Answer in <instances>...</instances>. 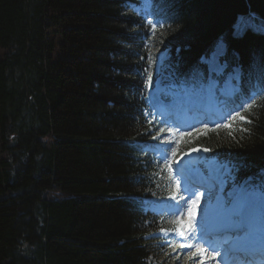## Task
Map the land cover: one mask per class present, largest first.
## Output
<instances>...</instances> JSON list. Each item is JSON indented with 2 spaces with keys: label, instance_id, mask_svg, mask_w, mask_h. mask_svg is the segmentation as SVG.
<instances>
[{
  "label": "trees",
  "instance_id": "16d2710c",
  "mask_svg": "<svg viewBox=\"0 0 264 264\" xmlns=\"http://www.w3.org/2000/svg\"><path fill=\"white\" fill-rule=\"evenodd\" d=\"M133 1L0 0V264H146L157 252L132 207L156 181L130 145L148 136V39L180 49L178 80L220 37L264 66V33L232 36L238 15L264 20V0H155L171 19L151 38ZM243 117L200 141L249 172L264 166V94Z\"/></svg>",
  "mask_w": 264,
  "mask_h": 264
},
{
  "label": "snow or ice",
  "instance_id": "6c2138e0",
  "mask_svg": "<svg viewBox=\"0 0 264 264\" xmlns=\"http://www.w3.org/2000/svg\"><path fill=\"white\" fill-rule=\"evenodd\" d=\"M153 27H155V25H153ZM250 28L258 32H264V23L257 24L255 22V18L251 17L248 21H245L242 24H238L235 27V34L240 35L244 31ZM222 55H224V46L221 44L218 45L216 56H222ZM218 70H222V69H217L214 67L209 68L210 72H216ZM240 119L243 120L244 117H240ZM250 180L251 178L245 180L243 183L237 182L236 176L233 175L231 169H226L223 174L222 183L231 182L233 186L236 188L235 199L230 204L229 210L235 215L240 216L241 220L230 221V223L221 226L223 231L226 233L222 241V245L231 246V237L227 235L229 231L239 230L243 227H246L248 229L246 233L247 239L241 242V248L243 249L254 243H258L261 250L264 251V221L261 222V227L259 230H257L256 227L254 226L255 218L252 213V208L257 199H259L260 202L264 204V192L257 193L254 190H250L251 189ZM196 203H197L196 200L192 201L193 205H195ZM189 211L191 213V208L189 209ZM189 231H191V229H189ZM178 234L183 235V232H179ZM198 254L203 258V249H200L198 251ZM224 255H227V251L224 253Z\"/></svg>",
  "mask_w": 264,
  "mask_h": 264
},
{
  "label": "rangeland",
  "instance_id": "374dc122",
  "mask_svg": "<svg viewBox=\"0 0 264 264\" xmlns=\"http://www.w3.org/2000/svg\"><path fill=\"white\" fill-rule=\"evenodd\" d=\"M139 10V8H137V11ZM140 14H143L142 12H140ZM145 17H151L150 16V14H148V15H145ZM251 17H254L255 18V22L257 23V24H259V23H264V21L262 20V19H260L259 17H257L255 14H252V13H250V14H248V15H244V16H242V17H240L238 20H237V22H236V26L238 25V24H242L243 22H245V21H248ZM235 26V27H236ZM251 29V28H250ZM234 33H235V28H234ZM156 50V49H155ZM167 57V56H166ZM244 107H246V103H242L239 107H237L236 109H235V113L236 114H239L242 110H243V108ZM223 122V121H222ZM222 122H217V123H213V124H211V125H207V126H205V127H207V128H209V127H212V128H216V127H218V126H220V124L222 123ZM204 127H202L201 129H200V131L203 129ZM159 135H161V137H163L164 138V140L163 141H166V140H168L170 137H169V135H167V133L165 132V131H160L159 133H158ZM157 170L160 172V179H161V182H162V187H163V190H167V189H170V188H172V186H171V182H170V171H169V165L168 164H160V162H158V166H157ZM166 181L168 182V184H166ZM155 185H157V182H156V184ZM171 197H172V195H171ZM184 201H185V203H184V206H186V204H187V199H185L184 198ZM192 207H191V209L193 208V204L191 203L190 204ZM199 208L197 207L196 208V210H197V212L199 213V210H198ZM186 213V210L184 211V214ZM174 221H176V219H173V220H170V221H168V223H172V222H174ZM171 246L172 245H170V246H167L166 247V249H167V251H166V253H165V259H164V261L162 262V263H160V264H198L197 263V261H196V258H195V255H192V260H190L191 258L190 257H175L174 256V252H173V249L171 248ZM161 253V252H160ZM186 253V255H189V254H191L190 252H185ZM152 258V256H150L149 258H147V259H151ZM158 264V263H157ZM208 264V263H207Z\"/></svg>",
  "mask_w": 264,
  "mask_h": 264
},
{
  "label": "bare ground",
  "instance_id": "6f19581e",
  "mask_svg": "<svg viewBox=\"0 0 264 264\" xmlns=\"http://www.w3.org/2000/svg\"><path fill=\"white\" fill-rule=\"evenodd\" d=\"M149 14L151 16V13H149ZM151 18H152V16H151ZM218 45H221V44H218ZM218 45L215 47L214 52L213 53L212 52L210 53V57L212 56V54L216 56V52H217ZM256 201H258V199ZM197 207L200 209V206L199 205H197V204L193 205L192 210H196ZM203 210H204L203 213H206V214L212 213V211L210 209H206L205 207L203 208ZM214 229H216V228L214 227ZM206 263H208V264H211V263L212 264H221L222 261L220 259H218V258H212L210 260H207Z\"/></svg>",
  "mask_w": 264,
  "mask_h": 264
}]
</instances>
